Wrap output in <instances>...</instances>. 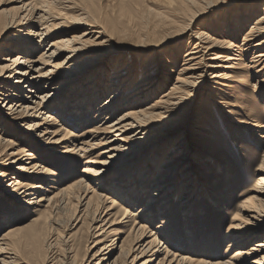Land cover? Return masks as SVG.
Instances as JSON below:
<instances>
[{
  "label": "bare ground",
  "instance_id": "obj_1",
  "mask_svg": "<svg viewBox=\"0 0 264 264\" xmlns=\"http://www.w3.org/2000/svg\"><path fill=\"white\" fill-rule=\"evenodd\" d=\"M242 1L255 3L247 11L256 14L242 40L232 36L245 23L217 27L218 38L197 31L189 35L180 66L177 50L171 49L175 61L160 60V46H139L146 58L153 55L140 78L135 66L114 60L127 51L117 48L112 30L119 21L103 14L95 0H0V228L10 224V214L19 222L31 219L29 225L0 233V264L58 263L53 255L59 216L75 204L80 210L70 222L78 225L92 213L83 247L96 252L86 259L69 246L61 264H264V114L252 108V99L264 102V10L259 15L260 0ZM125 10L124 20L130 14ZM122 32L119 41L127 35L126 26ZM185 33L162 46L182 45ZM249 54L253 57L246 64L243 58ZM174 65L178 76L170 90L160 94L171 77L164 71ZM230 83L239 86L235 94L243 93L233 104L215 93L226 95L218 87L230 89ZM70 89L69 97L62 98ZM111 91L110 98L98 104ZM199 99L215 102V113L224 115L225 123L233 120L226 125L236 144L243 142L239 137L258 133L262 177L251 189H243L250 192L244 200L234 198L240 179L236 167L224 161V146L204 134H213L206 126L215 131L220 124L208 120L205 107L196 110ZM57 105L67 108V114L77 113L76 125H84L83 116L93 113L99 124L75 135L64 126L65 115ZM10 132H17L18 142ZM63 144L70 146L59 151ZM98 145L107 148L99 161H86L80 180L64 179L63 172L57 174L43 163L47 153L80 161ZM107 178L113 185L106 189L100 183ZM234 200L236 214L225 227L224 216L217 212L228 210ZM208 221L223 224L212 231ZM122 226L127 232H120ZM118 235H126L119 248L120 240L110 239ZM176 240L186 248L174 246ZM69 241L63 239L64 244ZM116 245L119 254L114 257Z\"/></svg>",
  "mask_w": 264,
  "mask_h": 264
},
{
  "label": "rangeland",
  "instance_id": "obj_2",
  "mask_svg": "<svg viewBox=\"0 0 264 264\" xmlns=\"http://www.w3.org/2000/svg\"><path fill=\"white\" fill-rule=\"evenodd\" d=\"M95 4L98 8L102 7V13H108L109 17L108 18H112L113 20L118 19L119 23L117 27H113L112 30L114 32V35L117 39V48L118 49H123L125 48L126 52L124 54H121L120 56L118 54H116L113 58L114 60L117 61L118 60H123L122 62H124L122 64V66H126V65H133L136 67V74H138V76L141 78L144 72V67L148 64L149 62V58H151L153 55L151 54L148 58H146V54H144V49H138L139 46H160L157 50L158 53H160V57L159 59L163 60L165 58H172L173 61H175V58H173V53L174 51L172 50H177L178 52H180V56H179V60H178V66L181 65L183 56L185 54V49L188 47L187 42L189 39V35L196 33L197 31H201L203 32L205 35L207 36H211V37H217L216 33L214 30L217 29V27H221L222 25L227 26L230 28V26H234V23L236 22L238 23H245L241 28H238V30H236L232 36V38L236 37L242 40L243 37H245L246 32H248L250 30V27L253 26V23L255 21V12H249L247 11L250 7L251 4H255V3H244L242 0H95ZM215 6V7H214ZM258 7V12L259 15H261L263 13L264 10V0H260V2L257 5ZM123 9H127L125 10L127 13H130L128 15V17L124 20L121 11ZM14 13H18V12H14ZM231 16H235L234 20L229 21V19L231 18ZM91 18V17H90ZM94 18H98L99 17H94ZM243 20V21H242ZM248 21V23H247ZM225 22V23H224ZM227 23V24H226ZM229 23V24H228ZM232 23V25H230ZM125 26L127 27V35H125L121 41L118 40V38L120 36H122L123 32L122 29L125 28ZM223 26V27H224ZM190 29V30H189ZM23 32V31H21ZM181 32H186L185 35L183 34V38H184V43L178 46V44H173L170 46H162L163 44H165V42L170 39L171 37H176L178 36V34H181ZM27 32H23V33H19L20 35H25ZM17 34V35H19ZM218 36L222 37V39H228L229 41H233V39L227 37L224 34H218ZM231 36V34H230ZM218 38V37H217ZM174 46V47H173ZM137 48V49H135ZM133 51H130V50ZM222 53L221 51H217L215 54H220ZM253 56L251 54H249L248 56L244 57L243 60L246 64H249V62L251 61V58ZM3 57H1L0 59H2ZM209 58V57H207ZM109 60V59H108ZM109 63V62H108ZM115 65V64H113ZM229 66V65H228ZM167 71L164 72H170L172 74H168L167 75L171 76L168 82V86L164 89V91H162L160 94L165 93L167 91L170 90V87L173 85L175 79L178 76V70L179 68L177 66H171L166 68ZM237 73V72H236ZM112 75L114 74L113 72L111 73ZM111 76V75H110ZM230 89H226L223 87H218V89L222 90L223 92L226 93V95L224 93H221L219 91H216L215 93L217 95H219L220 98H222L223 100L230 102V103H234L236 102V97L237 95L239 96H243L242 92H240L239 94H235V92H239L237 87V84L235 83H230ZM232 88L235 90L233 91ZM71 90H68L67 92H65L62 95V98H66L69 97V95L71 94ZM79 90V89H77ZM114 91L109 92L108 94H106L100 101L98 104H102L105 101H107L110 96L111 93H113ZM76 95H73V97H75ZM160 96V95H158ZM158 96H156L155 98H157ZM219 97H215L213 96V100L214 101H220L223 102ZM253 98V97H252ZM253 103H252V108L253 110H257L262 112V114H264V102L259 100V99H252ZM61 104V102L59 103ZM149 104V103H147ZM194 107L197 109H199L200 107H205V111H207L208 113V120L211 122L213 121H218V123L220 124L219 127L217 126L216 128H218L217 130H211L210 128H208L206 126V129L209 130L211 133H213L212 135L210 134H206V137H208L211 143H213V140L216 138L220 140V144L222 146H224V154H226V160L225 163H227L230 167H236L234 170V172H236L239 176L240 182L237 183L234 188L237 190L235 192L234 198L235 200H237L238 198H242V200L248 198L250 196V192L248 193H243V189H251L255 184L258 178L262 177V174L260 172H258L259 166H260V161L262 158V149H260L259 147H257V144L255 143L256 141H258L257 137H255V134L258 133H250V135L248 134L247 136L243 137H239V140H242L243 142H233L231 140V138L229 137V132L227 129V125L228 122L231 123V121L233 120H229L228 122L225 123L226 119L225 116L222 115V117L219 114L215 113V110L217 109V104H215V102L213 101H208L205 102L204 99H199L196 101V104L194 105ZM194 108V110H195ZM56 110H60V113H63L65 115V117L62 116V118H64L66 121L64 122V126L69 128V131H71L72 133L74 132L75 135H80L82 134L85 130H88L90 128H93L95 126H97L99 123H97V121H94V113L91 114L90 116H83L84 117V121H86L84 123V125H76V117L77 113L73 114H67V108L64 110L63 107H60V105L56 106ZM221 111V110H220ZM121 113V112H120ZM118 113L117 117H119L121 114ZM57 117H60V114L56 115ZM211 118V119H210ZM237 118H241V117H237ZM61 120V118H59ZM192 121H194L192 119ZM94 122V123H93ZM96 123V124H95ZM75 124V126H74ZM192 123H190L188 125V128L191 126ZM73 126V127H72ZM187 126V124H185V127ZM221 127V128H220ZM205 129V127H202ZM176 129V128H175ZM226 130V131H225ZM208 131V132H209ZM255 132H260L262 133L263 130H254ZM23 132L20 130V133ZM180 132V131H179ZM183 132V131H182ZM199 132V131H198ZM10 134L13 136L14 134L17 135L16 137L12 138L14 139V143L18 142L19 140V135L17 134V132L13 133L10 132ZM199 134V133H198ZM203 134V135H204ZM176 136H180L179 134H177ZM104 137H102L101 139H103ZM251 140L252 142H246L248 140ZM105 141V140H104ZM96 143H99L96 142ZM64 145V146H63ZM61 147H58L57 149L59 151L65 150V148L69 145L63 144ZM230 145H232V147H230ZM214 146V145H212ZM217 146V145H215ZM214 146V147H215ZM51 149V147H49ZM54 148V147H53ZM52 148V149H53ZM64 148V149H62ZM95 150L92 151V153L90 155L85 156L83 159H81L80 161H76L74 157H71L70 155H60V154H56V153H47L46 155L43 156V163L44 165H46V167H49V169L57 172V174H61V172H63V178H70L73 177L74 180H80L81 179V172L84 169V165L86 163V161H88L89 159H92L93 161H99L100 157L99 154H101V152H103L106 147H101L95 146ZM56 149V150H57ZM55 150V149H53ZM79 160V159H78ZM75 162V163H74ZM49 164V165H47ZM158 172V168L155 169L154 174L152 175L153 177H155L157 175ZM79 178V179H78ZM137 180V178H135ZM175 179L180 182L182 180V178L180 176L175 177ZM225 182V180H224ZM135 183V181H134ZM103 187H111L112 182L110 180V178H107L106 181L104 183H100ZM124 188H127L124 186ZM156 189H152L149 191V193H153ZM100 195L104 194L106 195L105 192H98ZM242 193V194H241ZM241 195V196H240ZM234 202L231 204V207L227 208L223 207V208H219L218 210L220 212H217L218 215H222V217L224 216L225 219H222L224 221V223L226 224L225 227H227V225L232 222V217L234 216V214H236V210L234 209L236 202ZM147 201V199H144L142 203H139L135 206L134 211L138 210L139 208H141L144 204V202ZM102 206V205H101ZM104 206H107L106 203H104ZM109 206V204H108ZM72 209V210H71ZM69 209L68 211L70 212H66L63 215L61 214L59 217V221H60V227H58V245H56V250L57 253H55L53 255V258H56L55 260L60 259V261H62L63 257L67 256V252L65 251V249L69 246H72L73 250L75 251L76 254H78L79 256L85 255L86 254V259L89 257H92L96 250H92V251H85L84 250V244L86 239L89 236V227H91L92 225V213L88 212L84 215L83 219H82V223H84L83 226L82 223H79L77 225V223H74L73 221H71V217L74 215L73 213L76 212V214H78L79 210H80V205L79 204H75L73 208ZM158 209L155 208L154 212H157ZM212 210H210L211 213ZM213 212V211H212ZM238 213V212H237ZM10 216L12 217L13 215L10 214ZM180 216V215H179ZM10 217V224L5 226L3 229L0 228V233L4 234L9 227H20L22 225H29L31 222V219H23L22 221H18L15 220V218H11ZM165 217H168L165 216ZM158 220H160V217L158 215ZM173 221V223H175V220H173L172 217H170ZM182 218V217H181ZM211 221V220H210ZM195 222V221H194ZM216 222V221H215ZM171 223V224H173ZM208 223H210L208 221ZM223 224V222H221ZM221 223H217V224H211L210 228L212 231H216L217 228H219L221 226ZM71 224L75 227L77 225V227L75 229H71ZM202 225H206V222L203 220L202 221ZM156 226H158V224H156L155 226H153V228H155ZM199 226V225H198ZM173 227V225H172ZM181 227V225H180ZM122 230L120 232H127L126 229L122 226L119 227ZM153 228H151L150 230H153ZM88 233V234H87ZM120 234V233H118ZM87 237V238H86ZM126 237V235H118L117 237L114 236L112 238H110L112 241L113 240H120V243L116 242V244H118V248L121 245V242L123 241V239ZM70 238V241L68 244H64L63 239ZM259 241V240H257ZM256 241V242H257ZM93 240L90 241V243L88 244V246L91 248V246L93 245ZM253 244H250L248 248H250ZM174 246L180 248V249H185L186 245L180 240V242L178 240H176V242L174 243ZM220 253H223V249L219 250V251H214L213 254L214 255H218ZM115 254V255H114ZM114 257H117L119 254V249H117V245H116V251L114 252ZM113 257V258H114ZM85 259V260H86ZM81 260V259H80ZM111 260V259H110ZM60 261L58 263L55 264H61ZM99 260L94 261V264H98ZM109 262L108 261H104L101 264H107Z\"/></svg>",
  "mask_w": 264,
  "mask_h": 264
}]
</instances>
